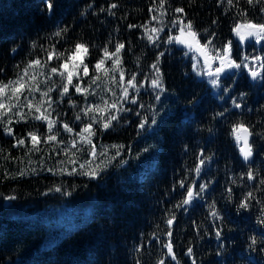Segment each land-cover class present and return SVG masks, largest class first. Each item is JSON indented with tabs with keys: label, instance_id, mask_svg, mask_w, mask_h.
<instances>
[{
	"label": "snow or ice",
	"instance_id": "6c2138e0",
	"mask_svg": "<svg viewBox=\"0 0 264 264\" xmlns=\"http://www.w3.org/2000/svg\"><path fill=\"white\" fill-rule=\"evenodd\" d=\"M57 0H42L41 13L51 18ZM192 0H190V3ZM248 7L256 8L259 15L264 16V0H245ZM241 0H216V6L225 7L223 14L236 11V17L231 32L243 43L247 38L254 39L256 45H261L260 53H245L234 46L232 40L217 45V33L205 30L202 35L188 18L184 6H176L170 0H150L147 24H127V30H140L139 39L145 41V47L152 50L150 63L142 64L140 55H135L134 68L125 66L123 52L126 44L116 39L113 44L111 35L103 46L87 42L82 36H76L74 29L77 19L70 23L57 21L50 31L37 33L35 38H29L27 49L15 45L9 49L10 56L15 59L25 53L24 59L12 66L13 76L7 73L6 65L0 66V140L7 141V147L0 146V158L4 161L32 164V156H39V168H19L10 172L5 168L3 181L24 180L50 173L52 177L70 178L68 187L63 182L49 185L47 191L40 193L48 196L58 193L61 196L72 197L77 185L73 180L79 178L84 188L91 184L102 186L111 171L116 167L129 165L130 160H139L141 156L152 155L160 151L166 143L163 135V125L177 111L183 114L186 126L182 141V151L190 152V140H195L202 132L207 131L209 137L215 136L218 127H227L228 136L235 141L243 162L237 161V168L224 165L225 183L220 192V200L225 204L221 209L220 201L209 196L204 219L211 217V226L201 230L195 220L196 238H203L210 233L220 241L216 256L225 254L223 244L225 226L231 223L232 205L236 215L248 213L255 216V223L264 229V145L257 147L255 135L264 140V131L255 132L256 125L245 122V115L254 109L247 104L249 91L240 85V77L250 81V88L264 89V23L248 19V11L240 7ZM119 5L115 2L107 7L88 4L79 12L81 19H87L91 14L107 13L115 16L113 11ZM212 25L219 23L213 20ZM117 33L119 29H116ZM129 52H133L132 42H128ZM180 45L189 56L190 71L182 73V78L188 82L199 80L207 83L215 90L222 104L211 108H203L204 98L198 93L182 96L180 89L166 86V73L163 70L166 53L171 55L170 46ZM91 49L98 50V56L91 58ZM111 49V50H110ZM149 53L144 52L146 57ZM191 54V55H189ZM246 74V75H245ZM223 78V79H222ZM147 94L150 101L143 100ZM150 112L151 115L146 113ZM199 112V118L193 116ZM205 112H208L207 124L201 127ZM255 112L260 115L258 123L264 128V104ZM71 113V118L69 117ZM136 119L133 120L132 117ZM135 126V137L129 143L104 144L102 138L111 135L117 128ZM149 133L151 135L149 136ZM147 136L155 141L153 144L139 146L137 138ZM45 148L48 150L45 151ZM13 150L22 151L23 156H14ZM195 165L183 174H175L171 187L166 190V202L171 207L163 209L161 224H156V230L144 241L143 234L139 242L133 246V264H142L140 254L149 245L159 244L163 256L156 264H181L180 257L175 252L174 226L178 223L177 212L195 209L194 202L204 201L210 192H216L220 187L218 179L212 175V165L219 157L210 147L201 146L194 150ZM47 160L54 163L46 164ZM259 160V166L256 161ZM126 170V169H125ZM194 172L202 183L190 181L188 175ZM180 192V199L172 200V195ZM237 189L239 191H237ZM15 190H13L14 192ZM0 199L15 201L14 194L0 193ZM161 203V202H158ZM109 227L115 226L110 220ZM101 229L104 225H100ZM232 231V228H228ZM262 238L255 235L248 237L249 251L264 252V232ZM163 237V238H162ZM181 256L187 259L183 264H198L195 245L189 241L181 250ZM199 264H203L200 260Z\"/></svg>",
	"mask_w": 264,
	"mask_h": 264
},
{
	"label": "trees",
	"instance_id": "16d2710c",
	"mask_svg": "<svg viewBox=\"0 0 264 264\" xmlns=\"http://www.w3.org/2000/svg\"><path fill=\"white\" fill-rule=\"evenodd\" d=\"M113 2L119 5L113 10L115 16H108L105 12L98 16L90 14L87 19L79 17V12L90 3L98 11L99 7H107ZM170 3L184 6L188 18L202 35L206 29L214 30L217 33L214 43L217 45L232 40L234 46L245 53L253 52V46L255 53H260L261 45H256L254 40L240 43L238 37L231 32L236 9L224 15L227 9L223 6L218 8L216 0H192L191 3L190 0H170ZM149 4L150 0H57L55 11L48 18L40 11L43 7L42 0H0V66L6 65L9 68L7 75L11 78L13 64L26 58L25 53H21L13 59L9 54L11 47L23 42V47L27 49L30 37L35 38L38 32L43 34L50 31L59 20L70 23L73 18L78 21L74 29L76 36H82L85 41L99 46H103L110 35L113 44L116 39H121L126 44L123 52L125 66L134 68L135 55L142 56L141 63L146 65L152 60V50L146 48L145 41L139 39V29L129 32L126 26L129 23L147 24L150 19L147 11ZM240 7L248 11V19L264 23V16L259 15L256 8L248 7L245 0H241ZM213 20H218L219 23L212 25ZM129 40L132 42L133 52L128 50ZM90 51L91 58H97L98 50ZM186 51L180 45L170 46L171 55L166 53L163 65L166 86L180 89L182 96L198 93L204 98L202 107L206 109L224 103L225 101L217 98L215 90L207 81L188 82L182 78L183 72L190 71V67H186L189 65V56L183 54ZM144 52L149 54L145 57ZM237 79L240 80L239 86L249 91L247 104L254 109L252 113L245 115V122L255 124V132H262L264 128L258 123L261 117L255 109L264 104V89L250 88V81H244L240 77ZM143 100L148 102L150 97L144 94ZM146 114L151 115L150 112ZM208 115L205 112L201 127L207 124ZM68 118H71V113ZM197 118L199 112L193 116V119ZM132 119L136 118L133 116ZM185 131L183 114L177 111L163 125L166 143L160 151L152 155L145 154L139 160L132 158L129 165L116 167L100 187L93 183L84 188L79 178H76L73 183L77 187L72 197L58 193H50L48 196L40 194L47 191L49 185L54 182L59 184L61 181L67 190L72 191L68 187L70 178L52 177L50 173L20 181L0 182V193L18 197L15 201L0 199V264H133V246L139 242L140 235L143 234L144 241L147 242L156 230V224L160 223L161 228L164 227L161 222L163 209L171 207V204L162 201L168 199L165 192L171 187L174 178H178L174 173L183 174L193 168L195 156L192 152L201 146L210 147L219 157L212 165V175L218 179L220 187L216 192L205 196L204 201H195L194 210L190 207L187 212L181 210L176 213L178 223L174 226L175 252L180 257L181 264L187 259L181 256V250L189 241L195 245L198 264L200 260L203 264H264V252L248 249V237L255 235L259 240L264 229L256 225L254 215H236L232 205L226 206L231 209V223L225 226L223 256L215 255L221 242L215 240L214 234L210 233L202 239L196 238L192 220L196 221L201 230L209 228L212 223L211 217L204 219L209 196L220 201L218 207H225L220 200V192L226 182L225 163L237 168L236 162L242 163L243 160L239 154L241 146L228 136L226 126L218 127L215 136L209 137V133L204 131L195 140H190V152L187 155L182 151ZM133 137L135 126L129 125L124 129L117 128L111 135H105L102 143H129ZM252 140L257 141V147L264 145V140L255 135ZM153 143L155 141L147 136L137 138L139 146ZM0 146L7 147V141L0 140ZM13 155L23 156V152L13 150ZM31 159L32 164L28 163L27 157L21 164L19 161L11 163L0 158V181L3 180L5 168L13 173L19 168H39V156H32ZM53 163L51 160L46 161L48 166ZM259 163L257 160V166ZM188 179L197 184L204 182L194 172L189 173ZM181 191L177 189L172 194L175 197L172 203L180 199ZM110 220L115 221L114 227H109ZM102 224L103 229L100 227ZM228 228H232V231H228ZM161 256L163 251L159 244L153 243L145 248L139 258L142 264H156Z\"/></svg>",
	"mask_w": 264,
	"mask_h": 264
},
{
	"label": "rangeland",
	"instance_id": "374dc122",
	"mask_svg": "<svg viewBox=\"0 0 264 264\" xmlns=\"http://www.w3.org/2000/svg\"><path fill=\"white\" fill-rule=\"evenodd\" d=\"M238 40H239V38H238ZM247 40H254L253 38H251V37H249V38H247L245 41H247ZM244 41V42H245ZM241 43V42H240ZM191 55V54H190ZM205 81H207V78H205Z\"/></svg>",
	"mask_w": 264,
	"mask_h": 264
},
{
	"label": "water",
	"instance_id": "95a60500",
	"mask_svg": "<svg viewBox=\"0 0 264 264\" xmlns=\"http://www.w3.org/2000/svg\"><path fill=\"white\" fill-rule=\"evenodd\" d=\"M241 146H242V144H241Z\"/></svg>",
	"mask_w": 264,
	"mask_h": 264
}]
</instances>
